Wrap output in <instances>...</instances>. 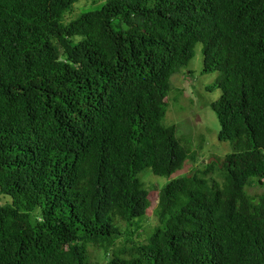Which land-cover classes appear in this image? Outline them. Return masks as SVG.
<instances>
[{
    "label": "trees",
    "instance_id": "obj_1",
    "mask_svg": "<svg viewBox=\"0 0 264 264\" xmlns=\"http://www.w3.org/2000/svg\"><path fill=\"white\" fill-rule=\"evenodd\" d=\"M77 1L0 0V264H264V0ZM197 44L232 150L174 176Z\"/></svg>",
    "mask_w": 264,
    "mask_h": 264
},
{
    "label": "rangeland",
    "instance_id": "obj_2",
    "mask_svg": "<svg viewBox=\"0 0 264 264\" xmlns=\"http://www.w3.org/2000/svg\"><path fill=\"white\" fill-rule=\"evenodd\" d=\"M106 0H78L71 12L67 13L66 20H69L82 12L83 10L100 7ZM204 66V54L202 52V44H197L195 55L189 61L188 65L182 67L179 72L172 76L173 87L179 88V99L173 100L170 96V104L166 110V124L175 123L178 127L177 134L183 135V142L198 153L196 162L187 160L182 170L177 171L174 176L184 173H192L201 163H205L206 159L214 157L212 154L225 156L232 150L230 140L220 141L218 134L220 124L215 111L212 108V102L216 101L221 90L215 88L207 90L206 86L213 83L219 72H202ZM196 165V166H194ZM202 167V165L200 166ZM219 167L221 165L219 164ZM203 168V167H202ZM148 187H152L150 191L151 206L146 211L149 221L155 222L154 209L157 206V190L165 184L169 179L166 176L154 174L149 169L141 173ZM144 174V175H143ZM206 178H212L218 182L222 181L220 170L215 167L207 174H202ZM262 190L261 187L254 186L253 190ZM10 198L0 194V203H4Z\"/></svg>",
    "mask_w": 264,
    "mask_h": 264
},
{
    "label": "water",
    "instance_id": "obj_3",
    "mask_svg": "<svg viewBox=\"0 0 264 264\" xmlns=\"http://www.w3.org/2000/svg\"><path fill=\"white\" fill-rule=\"evenodd\" d=\"M213 159H215V157L210 158L209 161H211V160H213ZM260 182H261V180H260Z\"/></svg>",
    "mask_w": 264,
    "mask_h": 264
}]
</instances>
